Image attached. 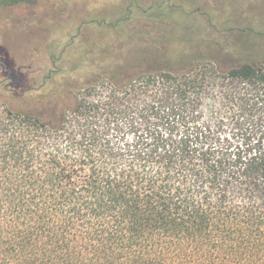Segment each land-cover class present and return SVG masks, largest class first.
<instances>
[{
  "label": "trees",
  "instance_id": "obj_1",
  "mask_svg": "<svg viewBox=\"0 0 264 264\" xmlns=\"http://www.w3.org/2000/svg\"><path fill=\"white\" fill-rule=\"evenodd\" d=\"M109 1L0 0L44 23L4 44L32 53L78 15L103 22L87 10ZM150 1L156 31L86 81L0 80V264H264V18L232 40L173 37L164 23L196 0Z\"/></svg>",
  "mask_w": 264,
  "mask_h": 264
},
{
  "label": "rangeland",
  "instance_id": "obj_2",
  "mask_svg": "<svg viewBox=\"0 0 264 264\" xmlns=\"http://www.w3.org/2000/svg\"><path fill=\"white\" fill-rule=\"evenodd\" d=\"M167 1L169 4L179 3L178 0ZM150 3V0H141L139 4H133L127 9L122 5V0H114L112 3L109 1L108 4L99 2L95 8H89L87 11L103 12L102 15L105 17L103 22L89 20L86 23H79L77 20L81 15H78L68 20L66 28H55L46 33L45 37L40 38L32 46L33 50H36L32 53V50L21 47L22 38L12 39L15 45L20 46L16 50H13L15 48L9 43L4 44L5 39L10 38V35L17 31L16 27L24 20L29 22L30 27L42 31L44 23L31 21L34 17L33 11L24 6L16 5L13 9L9 8L4 15H0V80L13 77V85L20 91L25 87L34 89L47 78L60 82L70 81L74 84L86 81L94 70L92 64L109 63L113 60L110 56L106 59L101 58L102 53L103 55L112 53L121 61L120 57L129 56L128 53H131L134 45H140L138 41L128 42L131 32L146 29V26L156 31L155 24L158 25L159 20L156 14L159 10L154 7L144 12L150 7ZM167 3L163 5L166 6ZM184 6L186 12L198 10L199 16L180 11L172 12L168 19L177 20L179 24L166 22L163 29L169 30L166 32L173 34V37L183 29L198 32L205 27L204 32H201L207 37L213 38L227 33L232 40L234 34L247 27L250 22L259 24L258 21L264 18V0H196L193 3H185ZM204 12L211 13L212 25L209 26L205 18L200 16ZM207 31H211V35L205 34ZM36 34L39 35V32ZM18 55L23 57L17 59L20 77H16L12 72L13 57ZM98 57L100 60H96ZM33 89L29 92L36 91Z\"/></svg>",
  "mask_w": 264,
  "mask_h": 264
}]
</instances>
